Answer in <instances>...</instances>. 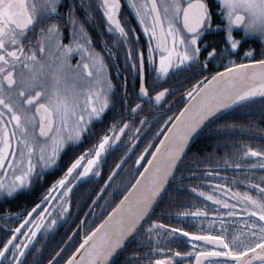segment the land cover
I'll list each match as a JSON object with an SVG mask.
<instances>
[{
  "label": "snow or ice",
  "instance_id": "1",
  "mask_svg": "<svg viewBox=\"0 0 264 264\" xmlns=\"http://www.w3.org/2000/svg\"><path fill=\"white\" fill-rule=\"evenodd\" d=\"M126 4L139 32L122 19L121 0H0V201L30 194L68 157L36 202L0 216V264H117L121 256L120 264H264V127L251 120L217 123L236 110L264 116V0ZM97 13L104 28L99 50L88 28ZM249 41L259 43V58L245 47ZM214 61L221 70L211 71ZM121 76L122 83L113 82ZM129 77L139 82L131 105ZM172 78L195 79L187 102L160 125L165 131L142 137L148 116L171 94L146 82ZM117 105L123 114L103 134L95 132ZM206 129L214 150L192 152L185 163L191 141ZM88 136L96 143L77 154ZM240 136L248 139L234 138ZM142 139L147 143L135 164L147 163L136 169L135 183L117 193L120 199L94 227L83 231L81 220L80 243L66 259L71 237L45 258L49 234L71 215L75 188L99 176L107 155L119 149L104 181L111 185ZM105 193L102 186L96 196ZM166 193L173 203L181 195L192 200L177 208L176 218L207 220L213 228L188 231L152 219ZM10 219L18 222L9 226ZM180 236L188 238L187 251L171 246Z\"/></svg>",
  "mask_w": 264,
  "mask_h": 264
},
{
  "label": "flooded vegetation",
  "instance_id": "2",
  "mask_svg": "<svg viewBox=\"0 0 264 264\" xmlns=\"http://www.w3.org/2000/svg\"><path fill=\"white\" fill-rule=\"evenodd\" d=\"M122 8H121V14H122V19L126 18L127 25L131 27H136L137 31L139 32L138 25L136 24V21L134 19V16L130 9L127 7L126 0H121ZM215 19V17H214ZM92 27L89 28V32L96 43H100V35L99 33L104 31L103 28V21L102 17L97 13V19L92 22ZM209 39H219L218 37H209ZM141 44H144V40L141 39ZM102 45L100 44L101 48ZM245 47H251L255 50L254 55L255 58H259V54L261 52V47L258 42H253L249 41ZM242 55V52L240 53ZM203 59V57H201ZM237 62H239V56L236 57ZM209 68L211 69L212 72L214 71H219L221 70L219 64L214 61L209 65ZM205 76L210 75V73H204ZM195 79H199V77H195ZM195 79H193L191 82L185 81L182 79H177V78H172L167 80L166 82H156L153 84L151 80H148L146 82V86L149 87L151 90L152 88H156V90H159V88L166 87L170 90L171 94L167 96V99L163 102V106L160 107L158 110H153V115L148 116L149 120V125L141 130V136L144 137L145 134L148 138H152L153 135L156 132H162L165 131V129H161L160 125L164 123V120H166L169 116H174L175 114H178L179 109L183 107L185 103V98L186 96L184 95L185 91L191 88V84L195 83ZM139 87V82L137 80V89L138 91ZM145 111H148V108L146 107ZM138 123V120H137ZM258 126L264 127V121H261L260 123L257 124ZM162 136V135H161ZM160 136V138H161ZM158 139H152L151 143V150L149 152H146L144 155L145 157H149L151 154V151H153L155 145L158 143L160 140ZM147 143V140L142 139L140 141H137V146L136 151L130 153L131 159L128 160V163L121 169L118 170V173H124L126 169L128 168L129 170H132L134 172H137V175L139 174V171H136V169L141 170L142 165L145 164L147 159H142L141 160V165H136L135 164V159L139 155L140 151L144 148L145 144ZM127 169V170H128ZM101 172V171H100ZM136 175V176H137ZM229 176H231V170H229ZM98 179V182H101L102 177L101 173L99 176L95 177ZM105 181V180H104ZM104 181L102 184H104ZM52 182V181H51ZM49 182L48 184L43 183L42 185H37L33 191L30 194H27L26 196L18 197L13 200H7V201H0V216H2L5 212H20L26 207H30L34 202L37 201V199L40 197V195L45 191V189L51 184ZM103 196V194H102ZM99 198V202L102 199ZM104 197V196H103ZM98 203H96L97 205ZM164 215H161V217H154L152 219H160L163 220L165 223H172L175 225H179L184 227L188 231H197L200 230L201 228H208L211 229L213 228V225L208 224L207 220H205L203 223H201L198 220H193L192 218H183V219H178L175 216H167L165 212ZM87 214V215H86ZM101 212H98V208L92 207V209L88 210L82 219L84 220V228L83 231L89 230V225L92 227L95 226V224L100 222ZM81 219V220H82ZM209 219H211L209 217ZM81 220L79 223H75V220L68 217V220L66 223H58L57 225V230L54 233H50L49 237L46 241L45 244V249H44V257L47 258L51 253H53L55 250L59 248V246L64 245V242L71 237V242L66 246L65 250L62 252V256L66 259L67 255H70L72 251L75 250V247H77L80 243V235L82 234V230L78 227L81 224ZM3 221L0 220V223ZM18 221H15L13 219H10L8 221L9 226H12L14 223ZM73 229H76V232H73ZM188 238L186 237H179V242L178 244H172V247H178L179 250L181 251H187L191 245H188L184 243ZM133 249L129 247V252L132 251ZM128 253L126 252L125 255ZM123 260V256H121L117 260V264H120V262ZM191 260L194 262L195 257H192Z\"/></svg>",
  "mask_w": 264,
  "mask_h": 264
},
{
  "label": "trees",
  "instance_id": "3",
  "mask_svg": "<svg viewBox=\"0 0 264 264\" xmlns=\"http://www.w3.org/2000/svg\"><path fill=\"white\" fill-rule=\"evenodd\" d=\"M88 27L90 28L92 27V25H89ZM94 44L96 48L99 50L100 43L94 42ZM122 81H123V76H121L120 80H114L113 82L119 85L120 83H122ZM136 89H137V81L134 82L133 79L129 77L127 82V90H128L127 100L129 105H131L133 102L136 101ZM118 95H123V90L120 88H118ZM186 100L187 97L185 98V102ZM254 107L256 109H259L258 104L255 105ZM122 114L123 113L121 106L117 105L115 109L110 111L108 115L104 117V121L102 123H97L94 126V131L99 134H103L104 130H106L107 126L112 122V118L116 117L118 119ZM224 120L235 121L242 125H246L251 120L254 121L256 124H258L261 121H264V116H261L259 111L250 113L247 110H236L223 116L221 120L217 121V123H223ZM234 138L248 139V137L246 136H240ZM96 140H97L96 136L86 137L84 139V142L79 146L78 149H75V151L77 152V154H79V152L83 151L85 148H91L92 145L96 143ZM214 140L215 137L208 135L207 129L203 133L198 135L189 149V157L186 159L185 163H191L192 152H198L202 155L212 152L214 150L213 149ZM217 151H222V150L217 149ZM122 154H123L122 151L118 149L117 151L111 152L110 154L107 155L106 162L103 163L100 168L101 171L100 173L102 177L101 182H98V179L93 177L91 182L86 184H81L79 187L75 188V191L71 196L72 207H71V215L69 216L70 218L75 220V223L80 222L84 214L90 209L89 205H92V207L97 206L98 212L99 211L101 212V216H99V218L101 217L100 220L103 219V217L107 215V212L111 210V207H109V205L114 206V202L120 199V195H122L123 191H126L127 188L130 187L132 182L135 180L134 177H136L137 172H134L127 168L128 170L126 169L124 173H119L118 175L115 176V179L111 182V185L105 186L104 184H102L104 180L108 179L110 169L112 167H115V162L119 159V157ZM67 162H68V157L63 156L60 160V167L54 170H50L49 174L46 175L44 183L48 184L49 182L58 178L62 174V170L66 166ZM102 186L108 188V193L103 194V196L106 198H104L101 195L102 199L100 200V202L97 205L93 204L94 199L99 200V198H101V197L97 198L96 193L100 190ZM169 191L171 192V190ZM117 193H119L120 195H117ZM191 203H192L191 198L185 197L184 195H181L177 200V202L173 203L169 194L166 193L164 195V199L161 200L160 204L156 207L155 213L153 214L152 218L161 217L162 212H165L166 214L172 213V215L175 216V212L177 208H181V209L187 208Z\"/></svg>",
  "mask_w": 264,
  "mask_h": 264
},
{
  "label": "water",
  "instance_id": "4",
  "mask_svg": "<svg viewBox=\"0 0 264 264\" xmlns=\"http://www.w3.org/2000/svg\"><path fill=\"white\" fill-rule=\"evenodd\" d=\"M138 88H139V87H138ZM187 100H188V98H187ZM187 100H186V102H187ZM186 102H185V103H186ZM162 138H163V136H161L160 139H162ZM196 138H197V136L193 138V140L191 141V145L193 144V142L195 141ZM159 142H160V140L158 141V143H159ZM158 143H157V144H158ZM190 147H191V146H190ZM153 151H155V147H154ZM150 156H151V154L149 155V157H150ZM146 163H147V161L145 162V164H146ZM118 170H119V169H118ZM143 170H144V169H143V167H142V169H141L140 171H143ZM137 176H139V174H138ZM137 176H136V177H137ZM132 183H135V180H134ZM130 187H131V185H130ZM97 198H99V197H97Z\"/></svg>",
  "mask_w": 264,
  "mask_h": 264
}]
</instances>
